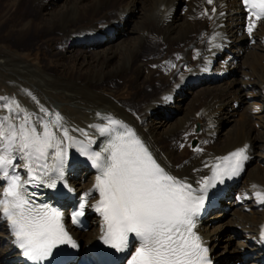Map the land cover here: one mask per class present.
Masks as SVG:
<instances>
[{"label":"bare ground","instance_id":"obj_1","mask_svg":"<svg viewBox=\"0 0 264 264\" xmlns=\"http://www.w3.org/2000/svg\"><path fill=\"white\" fill-rule=\"evenodd\" d=\"M10 1L0 0V77L9 80L0 91V116L10 114L4 105L13 109L19 105L40 116L44 115L39 111L43 106L52 113L59 112L69 134L82 142L68 149L64 170L72 198L87 201V231L72 229L81 249L103 242V218L94 208L99 200L94 190L97 172L78 149H102L107 138L97 127L107 126L112 118L131 127L162 167L196 188L209 179L219 158L247 146L244 175L219 190L216 186L207 190L214 205L235 194L233 204L242 206L235 212L234 226L224 237L223 227L210 232V223L203 219L198 231L218 264H227L221 257L236 237L246 241L243 257L250 258L251 264H264L260 240L264 196L256 195L264 193V21H255L257 26L249 34L247 26L254 20L247 17L241 0H213L212 5L207 0H116L119 9L109 0H75L66 9L57 8L60 0H15L16 12L6 7ZM28 3L32 6L29 10L25 8ZM139 3L143 8L140 19H126L128 10L134 11ZM181 5L186 7L184 15L175 13ZM107 9L113 10L111 15ZM121 29L126 30L125 37L111 45L117 40L114 32ZM105 37L112 40L105 41ZM247 39L257 47L249 45ZM103 42L108 46L102 51L86 48ZM148 43L153 47L148 48ZM73 45L81 48L82 58L73 53L67 56ZM39 48L42 53L36 50ZM89 50H94L91 56ZM230 73L231 78L242 74V82L232 79L221 87H205ZM126 84L133 86L135 96L118 98ZM195 84L204 88L195 97L191 94L193 102L188 108L180 109L173 101L184 87ZM247 100L253 101L254 111L241 114L234 120L236 125L220 137L224 125L231 124L224 115L235 117L238 103ZM178 108V116L169 119ZM164 109L166 114L157 113ZM153 114L168 125L166 130H146ZM197 126L202 133L195 132ZM192 141H197L202 151L194 149L185 156ZM178 150H182V157ZM82 168L84 179L79 182L75 177ZM18 171L26 175L23 167ZM244 177L243 187L236 188ZM223 238L228 244L220 254ZM13 240L9 224L0 219V247L5 248L0 249V264H27Z\"/></svg>","mask_w":264,"mask_h":264},{"label":"snow or ice","instance_id":"obj_2","mask_svg":"<svg viewBox=\"0 0 264 264\" xmlns=\"http://www.w3.org/2000/svg\"><path fill=\"white\" fill-rule=\"evenodd\" d=\"M243 2L255 9L250 10L249 19L264 17V0ZM255 20L247 26L249 34L257 26ZM4 107L10 114L0 116V219L9 224L13 243L23 256L32 264H44L60 246L75 249L78 244L65 228L63 211L38 203V193L30 189L55 190L58 183L66 188L68 149L82 142L69 134L59 112L41 106L44 115L40 116L19 105ZM97 131L107 138L103 148L89 151L81 146L78 150L97 170L94 190L99 200L94 208L103 218L104 244L123 252L130 238L134 239L137 247L131 264H211L208 248L195 231L196 218L208 188L240 174L248 159L247 146L219 158L212 166L211 183L205 179L196 188L162 167L146 143L122 121L109 118L107 126H98ZM92 143L89 138L88 144ZM21 167L24 176L18 171ZM86 204L82 201L71 216L73 224L79 223Z\"/></svg>","mask_w":264,"mask_h":264},{"label":"rangeland","instance_id":"obj_3","mask_svg":"<svg viewBox=\"0 0 264 264\" xmlns=\"http://www.w3.org/2000/svg\"><path fill=\"white\" fill-rule=\"evenodd\" d=\"M74 1L75 0H60L57 4V8L58 9H66L68 6H71L72 4H74ZM92 1V0H90ZM17 2L14 0L10 1L9 3L6 4V7L9 9V11L11 12H16L18 10V3L16 4ZM109 3L110 5H113L114 4V7H116L115 9H119V7L121 6L119 3H116V0H112L110 1L109 0ZM116 3V4H115ZM36 6V7H35ZM37 4L33 6V10L37 9ZM30 7H32L30 5V3L26 4V9H30ZM110 7V6H109ZM183 7V8H182ZM16 9V10H15ZM142 4L139 3V4H136L135 5V8H134V11H131L128 10V12L126 13V19H130L132 18L134 21H138L140 19V16H141V10H142ZM185 11H184V10ZM133 10V8H132ZM107 11H110V15H111V12L113 11L112 9H107ZM132 12L134 14H132ZM186 12V7L184 5H181L178 9V11H175V13H177L178 15H184ZM135 18V19H134ZM263 22V21H262ZM110 26V25H109ZM106 30H109V28H105ZM126 30L125 31H122L121 30H117L116 32H114V34L116 35V39L114 42L111 43V45L113 44H117L118 40L119 42H121V40L125 37L126 35ZM113 36V35H112ZM105 41H111L112 39H107L108 37H105ZM150 40H152L151 36H149ZM161 40H163V38H161ZM247 43L251 46H255L257 47L256 43L254 44L253 42H249V40L247 39ZM106 44V45H105ZM74 47H72L70 50H69V54H67V56L71 55L72 53L75 54V56H77L78 58H82L83 57V51L81 52V48L78 47L77 45H73ZM107 42H103L102 44H92V45H87L86 48L87 49H90V48H95L96 51H102L104 49H107ZM110 46V45H109ZM147 47L148 48H152L153 47V44L152 43H148L147 44ZM37 51H39V53H42V49H36ZM196 49L193 50V52L195 51ZM93 51V52H92ZM94 53V50H89L88 51V56H91L92 54ZM81 54V55H80ZM90 54V55H89ZM87 56V55H86ZM87 56V57H88ZM79 58V59H80ZM237 64L240 65L241 64V60L238 59L237 61ZM131 70V69H130ZM231 75H233V73H230V74H224L222 77H219L217 79H215V82L211 83V84H206L205 87H210V89H213V88H217V87H221L223 85H225V82H229V81H232V79H235L237 80L238 82H242V74H238L237 76H234L231 78ZM158 79V78H157ZM158 81H160L158 79ZM9 85V80H7L6 78H3V77H0V91H4L5 90V86L4 85ZM219 84V85H218ZM221 84V86H220ZM238 84V83H237ZM155 85V83L153 84ZM198 88V89H197ZM201 88H204V87H201V85L199 84H195L194 86H187V87H184L181 92L179 93L178 96H181V99H184L183 101L182 100H178V96H176V99L173 101L174 103L176 102V106H180L179 108H183V109H186L188 108V106L190 104H192L193 102V97L191 96V94L193 93V96H197V91ZM136 94V90L133 88V86L129 85V84H126L124 85L120 91L117 93V96L118 98H128L130 99L131 97H134ZM161 95H164V93H161ZM120 96V97H119ZM198 102V101H197ZM196 102V103H197ZM253 101H249L247 100L246 102H243L242 104L238 103L237 105V110L239 112L238 115H236L235 117L231 118V115H229L228 113H226L224 115V118L225 120H228V121H231L230 123L231 124H226L224 125L223 129H221V134H220V137L224 135V133L226 132V129H228L229 127H231L232 125H234V120H238L240 119L241 117V114H246L247 111L249 110H253L254 111V107L251 105ZM195 103V104H196ZM197 107V106H196ZM174 111L171 118L169 119H172L174 117H177L178 116V113H179V109ZM158 110V109H157ZM168 111L166 109L164 110H161V111H158L157 113L158 114H166ZM262 112V109L261 111ZM262 114H259V116H261ZM151 121L152 123L150 124V126L148 127H145L147 131H150L152 128L153 129H156L160 132H163L164 130L167 129L168 125H164L162 124V119L160 118V116H157V114H153V116L151 117ZM236 125V123H235ZM257 126V125H255ZM197 131L195 130V132L197 133H202L201 130H199V127L197 126L196 127ZM200 131V132H199ZM261 135V134H260ZM261 138L262 140H264V136L261 135ZM195 146V147H194ZM199 146V144L197 143V145H194L193 144V141L190 143V145L188 146L189 149L188 151L186 152L185 156H188L189 154H191L194 149H196L197 147ZM161 149V147H160ZM182 150H178V155L179 157H182ZM183 156V157H185ZM82 172H83V168L81 170H79V173H77V176L75 178H77V180L80 182L84 179V176H82ZM82 179V180H81ZM244 179H241L240 183L237 185L236 188L240 189L243 187V182H244ZM235 196V194H234ZM234 196L230 199L226 198L224 199L222 202H221V206L217 207L216 209H214L211 214L205 218L206 221H208L210 224H209V228L208 230L211 232L213 229H218V228H222L224 229V237L226 235L229 234V230L231 229V227L234 226V217H235V212H238L236 210L240 209L242 204H240L239 202L237 204H233L235 201L234 199ZM229 204V205H226V204ZM232 204V206H231ZM241 213H248V211L245 210V212L243 210H239ZM233 213V214H232ZM217 214H219V217H215ZM95 239V238H94ZM228 244V239L227 238H223L222 239V242H221V248L219 249L218 253L222 254L224 253V247ZM244 245H246V241L243 240L241 237H236L233 239L232 242H230V246L227 247V252H225V254L221 257L225 260H227V264H251V261H250V258H248L247 256L246 257H243L242 255V251L244 250ZM1 250L5 249L4 246H1L0 247ZM237 252V253H236Z\"/></svg>","mask_w":264,"mask_h":264},{"label":"water","instance_id":"obj_4","mask_svg":"<svg viewBox=\"0 0 264 264\" xmlns=\"http://www.w3.org/2000/svg\"><path fill=\"white\" fill-rule=\"evenodd\" d=\"M194 145H196V142H194Z\"/></svg>","mask_w":264,"mask_h":264}]
</instances>
